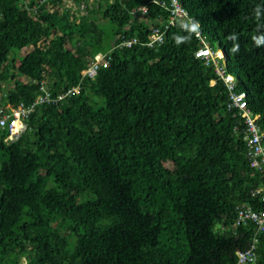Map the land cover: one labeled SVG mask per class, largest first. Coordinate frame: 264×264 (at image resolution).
<instances>
[{
	"label": "trees",
	"instance_id": "trees-1",
	"mask_svg": "<svg viewBox=\"0 0 264 264\" xmlns=\"http://www.w3.org/2000/svg\"><path fill=\"white\" fill-rule=\"evenodd\" d=\"M66 1L0 0V105L33 101L42 80L53 96L80 85L37 104L17 138L0 127V264H235L256 228L233 227L236 206L264 208L251 193L264 173L195 30L176 19L148 46L170 8ZM179 1L264 130V0ZM99 51L109 64L83 76ZM249 264H264V239Z\"/></svg>",
	"mask_w": 264,
	"mask_h": 264
},
{
	"label": "built area",
	"instance_id": "built-area-1",
	"mask_svg": "<svg viewBox=\"0 0 264 264\" xmlns=\"http://www.w3.org/2000/svg\"><path fill=\"white\" fill-rule=\"evenodd\" d=\"M151 1H154L161 6L170 8L171 15L169 20L164 23V25L151 27V32L149 33L148 39L145 43L148 46H154L163 42L167 29L175 22L176 19L181 21L187 20L189 22L201 42V45L195 50V55L204 58L206 63L213 65L217 74L222 77L229 92L227 106L229 109H234V114L240 115L243 124L246 125L244 139L247 142L246 155L248 160L250 161L251 166L264 173V130H262L257 122L259 114L254 113L249 107L246 92L236 90L234 76L228 73L226 68L221 63L223 54L221 55L220 52L222 51L215 50L210 43L204 39L201 29L196 23L194 17L190 16L188 10L179 0H169V4L167 0ZM82 8H85V5H83ZM141 10L142 13H144L147 11V7L143 6ZM138 40L139 38L136 36L123 37L117 45L131 46L132 44L138 42ZM109 58L108 51L96 52L90 63L82 70V75L90 77L94 76L96 71L101 66H107L109 64ZM215 82L216 80L212 79L210 84L213 85ZM46 84V80H42L40 82L42 92H40L37 97L29 103L21 101L16 105H12L10 103L0 105V127L8 129V139H15L20 135L26 126V119L37 104L62 100L73 93L79 92L80 90V85L76 84L63 91H59L55 96H53L51 90L48 89ZM251 193L264 201V182L254 187L251 190ZM248 222L255 223V232L252 235L247 247L237 250L235 264H249L257 261L259 257V243L264 239V208H255L249 203L237 205L233 227L237 228L247 224Z\"/></svg>",
	"mask_w": 264,
	"mask_h": 264
},
{
	"label": "rangeland",
	"instance_id": "rangeland-1",
	"mask_svg": "<svg viewBox=\"0 0 264 264\" xmlns=\"http://www.w3.org/2000/svg\"><path fill=\"white\" fill-rule=\"evenodd\" d=\"M67 3H68V4H67ZM66 4L69 5V7H70V12L72 13V11H73V9H74V7H75L76 5L73 4V2H71V1L66 2ZM83 5H85V2H84V1H82L81 4H78V7L80 8V10H79L80 13H84V12H85V8H82ZM46 6H47L48 9H52L53 4H52V2H48V3L46 4ZM205 39L207 40V42L210 43V45H211L214 49H217V48L219 47L218 43H217V42H216V41H215L210 35L206 34V35H205ZM24 51H25V48H23V49L20 51L21 54H23ZM221 53H222V52H221ZM221 63H222V65L226 68V70H227V66H226V64L223 62V60H221ZM19 78H21V79H23V80L26 79V77H24V76H19ZM11 84H12V83H9V84H7V83H5V82H2V83H1V88H0V101L2 100V98H3V96H4V92L7 90V88H8ZM212 84H213V83H212ZM22 260H23L24 262L26 261L25 258H22Z\"/></svg>",
	"mask_w": 264,
	"mask_h": 264
},
{
	"label": "clouds",
	"instance_id": "clouds-1",
	"mask_svg": "<svg viewBox=\"0 0 264 264\" xmlns=\"http://www.w3.org/2000/svg\"><path fill=\"white\" fill-rule=\"evenodd\" d=\"M215 50H221V49H215ZM235 50H238V49H234V51H235ZM221 51H222V50H221ZM223 57H224V54H223Z\"/></svg>",
	"mask_w": 264,
	"mask_h": 264
},
{
	"label": "bare ground",
	"instance_id": "bare-ground-1",
	"mask_svg": "<svg viewBox=\"0 0 264 264\" xmlns=\"http://www.w3.org/2000/svg\"><path fill=\"white\" fill-rule=\"evenodd\" d=\"M220 54L222 55V53L220 52Z\"/></svg>",
	"mask_w": 264,
	"mask_h": 264
}]
</instances>
